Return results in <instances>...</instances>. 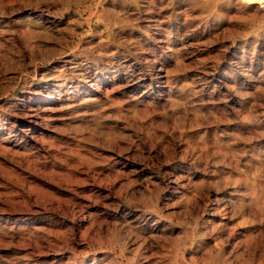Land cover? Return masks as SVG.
<instances>
[{
    "label": "rangeland",
    "instance_id": "rangeland-1",
    "mask_svg": "<svg viewBox=\"0 0 264 264\" xmlns=\"http://www.w3.org/2000/svg\"><path fill=\"white\" fill-rule=\"evenodd\" d=\"M0 147V264H264V0H0Z\"/></svg>",
    "mask_w": 264,
    "mask_h": 264
},
{
    "label": "bare ground",
    "instance_id": "bare-ground-1",
    "mask_svg": "<svg viewBox=\"0 0 264 264\" xmlns=\"http://www.w3.org/2000/svg\"><path fill=\"white\" fill-rule=\"evenodd\" d=\"M244 1H245V0H244ZM203 2H204V0H203ZM244 4H245V3H244ZM136 5H137V4H136ZM201 5H203V4H201ZM210 5H211V4H210ZM258 5H259V4H258ZM208 6H209V5H208ZM255 6H256V5H255ZM261 6H262V5H261ZM196 7H197V6H196ZM202 7H204L203 9H206V8H205L206 6H202ZM211 7H212V6H211ZM207 8H208V7H207ZM262 8H263V7H262ZM194 9H195V8H194ZM200 9H201V8H200ZM259 9H261V8H259ZM212 10H213V9H212ZM39 11H40V10H39ZM45 11H46V10H45ZM33 12H34V11H33ZM261 12H262V11H261ZM215 13H216V12H215ZM215 13H214V14H215ZM168 16H169V15H168ZM208 16H211V15H208ZM37 17H38V16H37ZM166 17H167V16H166ZM194 17H195V16H194ZM227 17H228V16H227ZM225 18H226V17H225ZM229 18H230V17H229ZM37 19H38V18H37ZM157 19H158V18H157ZM187 19H188V18H187ZM166 20H167V19H166ZM202 20H203V19H202ZM147 21H148V20H147ZM159 21H160V20H159ZM203 21H204V20H203ZM229 21H230V20H229ZM229 21H228V22H229ZM148 22H149V21H148ZM163 22H165V21H163ZM226 23H227V22H226ZM132 24H133V23H132ZM129 25H130V24H129ZM32 38H33V37H32ZM29 47H30V46H29ZM173 54H174V53H173ZM175 55H177V54H175ZM132 75H133V74H132ZM46 79H47V78H46ZM59 80H62V79H59ZM49 81H50V80H49ZM60 82H61V81H60ZM123 86H124V85H123ZM47 88H48V87H47ZM51 88H52V87H51ZM57 88H58V87H57ZM57 88H56V89H57ZM30 90H31V89H30ZM35 91H36V90H35ZM40 91H41V90H40ZM55 92H56V91H55ZM50 95H51V94H50ZM54 95H55V94H54ZM251 95H252V94H251ZM48 97H50V96H48ZM19 99H20V98H19ZM27 99H28V98H27ZM55 99H56V98H55ZM49 100H50V99H49ZM16 102H17V101H16ZM16 102H15V103H16ZM47 102H48V100H47ZM23 103H24V102H23ZM41 103H42V102H41ZM44 103H45V102H44ZM23 106H24V104H23ZM25 106H26V105H25ZM25 106H24V107H25ZM14 107H15V106H14ZM25 108H26V107H25ZM30 108H31V107H30ZM51 108H52V107H51ZM13 109H14V108H13ZM15 109H16V108H15ZM27 109H28V107H27ZM32 109H33V108H32ZM35 110H36V109H35ZM3 111H4V110H3ZM30 112H31V111H30ZM32 114H33V113H32ZM9 116H10V115H9ZM16 116H17V115H16ZM18 116H19V115H18ZM27 116H28V115H27ZM29 116H30V115H29ZM29 116H28V117H29ZM32 116H33V115H32ZM19 117H20V116H19ZM25 117H26V115H25ZM25 117H24V118H25ZM16 118H17V117H16ZM21 118H22V117H21ZM36 118H37V117H36ZM38 118H40V117H38ZM26 128H27V126H26ZM26 130H27V129H26ZM23 131H24V130H23ZM19 134H20V133H19ZM20 138H21V137H20ZM19 142H20V140H19ZM0 148H1V147H0ZM4 149H5V148H4ZM30 161H31V160H30ZM256 165H257V164H256ZM258 166H262V167H263L262 164H261V165H258ZM33 167H34V166H33ZM254 169H255V168H254ZM254 169H253V170H254ZM257 173H258V172H257ZM238 174H239V173H238ZM242 175H244V174H242ZM242 175H240V176H242ZM252 175H253V174H252ZM250 176H251V175H250ZM186 178H187V176H186ZM235 178H236V177H235ZM228 179H229V178H228ZM231 179H233V178H231ZM225 180H226V179H225ZM229 180H230V179H229ZM241 180H242V179H241ZM231 181H232V180H231ZM190 182H191V181H190ZM235 182L237 183V179L235 180ZM238 182H239V181H238ZM218 183L220 184L221 182H218ZM227 183H228V182H227ZM232 183H233V181H232ZM245 183H246V182H245ZM229 185H230V183H229ZM214 186H215V185H214ZM247 186H248V185H247ZM215 187H216V186H215ZM215 187H213V188H215ZM217 189H218V187H217ZM219 190H220V189H219ZM211 191H212V190H211ZM207 192H208V191H207ZM194 193H196V192H194ZM194 193H193V194H194ZM215 193H216V192H215ZM181 194H182V193H181ZM181 194H180V195H181ZM191 194H192V193H191ZM197 194H198V193H197ZM200 194H201V193H200ZM238 195H239V194H238ZM197 196H198V195H197ZM220 196H221V195H220ZM226 196H227V195H226ZM241 196H242V195H241ZM181 197H183V196H181ZM190 197H191V196H190ZM156 198H157V197H156ZM184 198H185V200H186V197H184ZM154 199H155V198H154ZM190 199H191V198H190ZM190 199H188V200H190ZM192 199H193V197H192ZM207 199H208V198H207ZM213 199H214V198H213ZM140 201H142V200H140ZM146 201H147V200H146ZM146 201H145V202H146ZM157 201H158V200H157ZM195 201H196V200H195ZM209 201H210V198H209ZM223 201H224V200H223ZM223 201H222V202H223ZM143 202H144V201H143ZM145 202H144V203H145ZM151 202H152V201H151ZM154 202H155V201H154ZM177 202H179V201H177ZM177 202H176V203H177ZM182 202H183V201H182ZM186 202H188V201H186ZM186 202H185V203H186ZM236 202H238V201H236ZM147 203H148V202H147ZM147 203H145V204H147ZM201 203H202V202H201ZM230 203H231V202H230ZM179 204H180V203H179ZM186 204H187V203H186ZM211 204H212V203H211ZM217 204H218V203H217ZM220 204H221V203H220ZM240 204L242 205V203H240ZM251 204H252V203H251ZM258 204H259V203H258ZM150 205H151V204H150ZM152 205H154V204H152ZM158 205H159V204H158ZM172 205H173V204H172ZM187 205H188V204H187ZM194 205H195V204H194ZM256 205H257V204H256ZM154 206H155V205H154ZM154 206H153V207H154ZM178 206H180V205H178ZM192 206H193V205H192ZM192 206H191V207H192ZM199 206H200V205H199ZM201 206H203V205L201 204ZM201 206H200L199 209H201ZM210 206H211V205H210ZM262 206H263V205H262ZM184 207H185V206H184ZM195 207H196V205H195ZM211 207H212V206H211ZM215 207H216V206H215ZM196 208H197V207H196ZM223 208H224V207H223ZM252 208H253V206H252ZM254 208H255V207H254ZM258 208H260V206H259ZM192 209H193V208H192ZM262 209H264V208L262 207ZM186 210H188V209L186 208ZM206 210H207V209H206ZM250 210H252V209H250ZM259 210H261V208H260ZM198 211H199V210H198ZM235 211H236V209H235ZM240 211H241V210H240ZM261 211L263 212V210H261ZM180 212H182V211H180ZM183 212H185V210H184ZM187 212H188V211H186V213H187ZM190 212H191V211H190ZM217 212H218V211H217ZM229 213H230V212H229ZM178 214L181 215V213H178ZM183 214H184V213H183ZM192 214H193V213H192ZM199 214L201 215V211H200ZM235 214H236V213H235ZM263 214H264V213H263ZM187 215H189V214L187 213ZM187 215L184 214V218H186L185 216H187ZM193 215H195V214H193ZM215 215H216V214H215ZM172 216H173V215H172ZM177 216H178V215H177ZM202 216H203V214H202ZM229 216H230V215H229ZM239 216H240V215H239ZM3 218H4V217H3ZM181 218H183V216H181ZM192 218H193V217H192ZM197 218H198V217H197ZM207 218H208V217H207ZM235 218H236V217H235ZM169 219H170V218H169ZM171 219H172V218H171ZM5 220H6V219H5ZM5 220H4V221H5ZM179 220H181V219H179ZM194 220H195V219H194ZM225 220H226V219H225ZM171 221H172V220H171ZM183 221H184V220H183ZM247 222H248V221H247ZM22 223H23V221H22ZM177 223H178V222H177ZM20 224H21V223H20ZM161 224H162V223H161ZM172 224H173V223H172ZM180 224H182V223H180ZM239 224H240V226H241V221H240ZM250 224H251V223H250ZM2 225H3V224H2ZM184 225H185V224H184ZM227 225H229V224H227ZM243 225H244V223H243ZM161 226H162V225H161ZM174 226H175V225H174ZM240 226H237V227L240 228ZM158 227H159V226H158ZM181 227H182V226H181ZM237 227L235 226L236 229H237ZM244 227H245V226H244ZM259 227H260V226H259ZM161 228H162V227H161ZM211 228H212V227H211ZM211 230H213V229H211ZM216 230H217V229H216ZM234 230H235V229H234ZM238 231H239V230H238ZM174 232H175V231H174ZM184 232H185V231H184ZM216 232H217V231H216ZM227 233H228V232H227ZM227 233H226V234H227ZM230 233H231V232H230ZM242 233H243V232H242ZM176 234H177V233H176ZM213 234H214V232H213ZM231 234H232V233H231ZM263 234H264V233H263ZM263 234H262V235H263ZM187 235H188V234H187ZM210 235H211V234H210ZM138 236H139V235H138ZM229 236H230V235H229ZM189 237H190V235H189ZM137 238H139V237H137ZM201 238H203V237H201ZM255 238H256V237H255ZM178 239H179V238H178ZM144 240H145V239H144ZM174 240L176 241V239H174ZM187 240H189V239H187ZM228 240H229V239H228ZM251 240H252V239H251ZM179 241L182 242L180 239H179ZM221 241H223V240H221ZM226 241H227V240H226ZM137 242H139V241H137ZM145 242H146V240H145ZM164 242H165V241H164ZM189 242H190V241H189ZM228 242H229V241H228ZM141 243H142V242H141ZM141 243H140V244H141ZM148 243H149V242H148ZM173 243H174V242H173ZM178 243H179V242H178ZM252 243H253V242H252ZM252 243H251V244H252ZM166 244H167V243H166ZM180 244H181V243H180ZM180 244H179V245H180ZM242 244H243V243H242ZM142 245H143V244H142ZM219 245H220V244H219ZM226 245H228V244H226ZM248 245H249V244H248ZM258 245H259V244H258ZM170 246H171V244H170ZM181 246H182V245H181ZM259 246H260V245H259ZM139 247H140V246H139ZM148 247H149V246H148ZM172 247H173V246H172ZM185 247H186V246H185ZM185 247H184V249H186ZM263 247H264V246H263ZM136 248H137V247H136ZM161 249H164V248L162 247ZM181 249H182V248H181ZM249 249H250V247H249ZM137 250H138V249H137ZM175 250H176V249H175ZM210 250H211V249H210ZM227 250H228V249H227ZM128 251H129V250H128ZM146 251H147V249H146ZM146 251H145V252H146ZM177 251H178V250H177ZM183 251H184V250H183ZM231 251H232V250H231ZM203 252H204V251H203ZM206 252H207V251H206ZM224 252H225V251H224ZM258 252H259V251H258ZM135 253H136V252H135ZM248 253H249V252H248ZM260 253H261V252H260ZM133 254H134V253H133ZM139 254H140V252H139ZM164 254L166 255V253H164ZM181 254H183V253H181ZM136 255H137V254H136ZM161 255H162V254H161ZM177 255H179V254L177 253ZM238 255H239V254H238ZM260 255H261V254H260ZM150 256H151V255H150ZM162 256H163V255H162ZM209 256H210V255H209ZM212 256H213V255H212ZM214 256H215V255H214ZM217 256H218V255H217ZM181 257H183V256H181ZM240 257H241V256H240ZM133 258H134V257H133ZM176 258H177V257H176ZM179 258H180V257H179ZM215 258H216V257H215ZM228 258H229V257H228ZM230 258H231V257H230ZM248 258H249V257H248ZM248 258H247V259H248ZM129 259H130V258H129ZM129 259H128V260H129ZM136 259H137V258H136ZM236 259H237V258H236ZM239 259H240V258H238L237 260H239ZM245 259H246V258H245ZM131 260H132V259H131ZM181 260H182V259H181ZM196 260H197V259H196ZM196 260H192V261H196ZM210 260H211V259H210ZM210 260H209V261H210ZM250 260H251V258H250ZM133 261H135V260H133ZM133 261H132V262H133ZM199 261H201V260H199ZM204 261H205V259H204ZM211 261H212V260H211ZM216 262H217V261H216ZM237 262H238V261H237ZM244 262H245V261H244ZM190 263H191V262H190ZM248 263H249V262H248ZM143 264H145V263H143ZM186 264H187V263H186ZM188 264H189V262H188Z\"/></svg>",
    "mask_w": 264,
    "mask_h": 264
}]
</instances>
